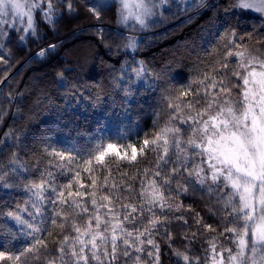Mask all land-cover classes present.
Wrapping results in <instances>:
<instances>
[{
  "label": "snow or ice",
  "instance_id": "6c2138e0",
  "mask_svg": "<svg viewBox=\"0 0 264 264\" xmlns=\"http://www.w3.org/2000/svg\"><path fill=\"white\" fill-rule=\"evenodd\" d=\"M82 15L95 23L77 31L90 32L94 45L75 64L53 67L52 83L63 97L92 100L80 73L99 61L107 78L91 85L99 87L91 107L99 109L95 132L101 134L119 117L117 99L129 117L133 108H153L149 98L156 100L152 134L139 148L143 156L153 153V161L132 177H139L138 192L134 184L103 192L94 176L90 185L83 182L82 173H92L94 165L107 168L109 153L124 159L111 138L105 145L102 135L78 131L86 146L63 150L46 137L39 147L29 140L36 109L47 111L58 98L44 88L21 90L12 69L31 43L38 50L25 67L53 58L60 45H44L47 35ZM180 15L185 23L208 15L214 43L205 49L207 66L200 69L204 62L194 48L163 66L138 59L146 34ZM99 48L112 62L98 55ZM193 55L198 73L184 83L178 77ZM105 98L112 101L106 107ZM69 107L63 99L57 114L67 115ZM0 128V262L163 264L166 253L155 239L163 229L175 264H264V0H0ZM129 147L135 167L138 150ZM196 196L207 198L218 223L195 213L196 230L191 240L187 231L182 235V250L170 225L183 221L187 227L184 201ZM201 224L215 233L204 237L209 247L203 257L191 248Z\"/></svg>",
  "mask_w": 264,
  "mask_h": 264
},
{
  "label": "trees",
  "instance_id": "16d2710c",
  "mask_svg": "<svg viewBox=\"0 0 264 264\" xmlns=\"http://www.w3.org/2000/svg\"><path fill=\"white\" fill-rule=\"evenodd\" d=\"M186 19L187 17L184 15L171 17L164 25L154 30V32L147 33L144 47L139 53L138 59L143 58L152 65L163 66L164 61L169 57L173 55L184 57L188 54L186 53V49L190 50L194 48L195 52L199 55V60L204 62L200 64V69L206 67L211 57L205 54V49H211L214 43L213 36L209 34L207 28L208 15L198 17L189 23H185ZM93 23H95V21L88 20L82 15L79 20L62 25L55 34L49 33L43 42L44 45L48 43H57L60 45L56 55L49 61L44 63H32L25 67L29 57L34 55L38 50V45L36 43H31L28 46L31 51L27 55L21 56V58L15 62L12 75L16 77L17 85L21 90H23L25 86H30L31 90H35V92H39L41 88H44L47 92H50L53 97L58 98L53 100V104L47 111L44 110V105H41L37 111H35L33 121L29 126V140L30 142H35L39 147L41 137H46L47 143L52 148L63 150L73 144L86 146L85 138L83 136H78V131L86 130L89 133L102 135L105 145L109 142V138H111V142L118 145L117 151H119L124 159L121 160L116 156L115 152L109 153V155L105 157L106 161H110L107 168L101 169L94 165V171L92 173H82V180L86 185H90L91 177L94 176L97 181V187L103 192L109 190H120L123 192V189L129 184H134V191L138 192L139 177L136 180H133L132 177L133 174L138 171L142 176L144 168L148 166L149 162L153 161V153L148 152L146 156H143L139 153V148L142 146L146 134L149 137L152 134L153 113L157 110L155 108L156 100L149 98L150 102L154 105L153 108H149L147 105H145L142 110L139 107L133 108L131 117H129L120 107V101L117 99L115 111L119 113V117H112L111 122L107 124L104 132L101 134L95 132V121L96 117L100 114L99 109L93 110L91 107L92 102L95 100L94 94L99 91V87L93 88L91 85H100L107 78L106 72L99 61L97 60L95 63L89 62L80 73L81 85L89 86L86 89L82 88V90H85L86 94L91 93L92 100H86L80 97H63L61 90L52 83L53 67L62 66L65 60L69 61L70 64H75L76 57L83 54V51L90 44L94 45V38L90 32L77 31L79 27L89 28ZM107 26L111 27L110 24ZM180 44L184 46L183 49H178ZM11 46L16 48L17 45L15 40ZM171 50H175L176 52L174 53ZM96 51L99 56H103L104 59L109 62H112L114 59L108 56L106 50L103 48L96 49ZM197 63H199V61L196 55H193L190 61L185 60L178 80L187 83L190 78L196 76L198 73ZM89 77L91 81L88 80ZM33 80L39 82L33 84ZM63 99H68L71 107L67 109V115L64 113L58 115L56 106L57 104H62ZM111 103L112 101L107 98L102 101V105L105 107ZM86 106L88 107L87 112L84 111ZM26 107H28L27 104ZM60 116H63V119H61ZM6 123H10V120L6 121ZM3 130L4 129L0 128V132ZM129 146H135L138 150V163L135 167L129 164L131 157V147ZM105 177H107V188L104 187ZM61 179L66 180L67 176L61 177ZM113 183L117 185V189L111 188ZM124 196H127V193H124L121 197L122 201L124 200ZM88 199L90 200V197ZM206 199V197L201 199L199 196L185 199V208L183 212L184 215L189 218L187 227L182 228L180 226L183 224V221H173L170 225L172 230L177 234L174 238V243L181 246L182 250L183 244L186 243V241L181 239L182 235L187 231L188 239L191 240V231L196 230L193 219L195 213H200L207 223H218L216 218L211 215L209 209L205 206ZM59 231L60 229H55V232ZM217 231H219V229H217ZM214 235L215 233L213 232H206L201 224L200 234L195 243L191 245L193 252L203 257L206 254L203 250L209 247L204 237H211ZM53 238L54 237H50L49 240L51 241ZM155 239L157 243H159L162 253H166V255L162 256L163 264H175V258L171 255V249L168 248L169 242L164 239L163 229ZM0 264H5V262H0Z\"/></svg>",
  "mask_w": 264,
  "mask_h": 264
},
{
  "label": "rangeland",
  "instance_id": "374dc122",
  "mask_svg": "<svg viewBox=\"0 0 264 264\" xmlns=\"http://www.w3.org/2000/svg\"><path fill=\"white\" fill-rule=\"evenodd\" d=\"M173 17H177V16H173ZM180 48L183 49L184 46L180 44V45L178 46V49H180ZM178 49H175V50H178ZM175 50H171V51L175 53V52H176ZM88 80H90V77H89ZM90 81H91V80H90ZM37 82H39V81H37V80H36V81H34V80L32 81L33 84H35V83L37 84ZM37 109H38V108H37ZM37 109H36V111H37ZM124 153H125V152H124Z\"/></svg>",
  "mask_w": 264,
  "mask_h": 264
}]
</instances>
